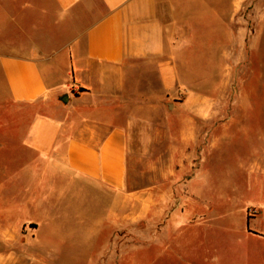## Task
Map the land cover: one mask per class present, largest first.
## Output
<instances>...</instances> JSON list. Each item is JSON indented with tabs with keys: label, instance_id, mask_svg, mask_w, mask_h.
<instances>
[{
	"label": "crops",
	"instance_id": "obj_1",
	"mask_svg": "<svg viewBox=\"0 0 264 264\" xmlns=\"http://www.w3.org/2000/svg\"><path fill=\"white\" fill-rule=\"evenodd\" d=\"M178 1L52 0L48 30L31 38L23 26L17 39L0 40V127L7 128L0 142V241H8L0 264H63L79 242L92 255L81 262L100 264L94 254L104 224L135 218L125 208L129 81L136 71L152 73L160 92L150 86L135 94L170 97L185 112L200 96L186 91ZM14 127L21 130L12 133ZM185 127L191 144L196 122L186 119ZM256 144L264 148V140ZM256 144L246 166L247 201L233 217L222 208L214 227L186 228V264H238L239 254L253 252L252 264H264V151ZM226 202L218 197L216 209ZM111 257L109 249L102 253V264ZM122 257L115 264H126Z\"/></svg>",
	"mask_w": 264,
	"mask_h": 264
},
{
	"label": "rangeland",
	"instance_id": "obj_2",
	"mask_svg": "<svg viewBox=\"0 0 264 264\" xmlns=\"http://www.w3.org/2000/svg\"><path fill=\"white\" fill-rule=\"evenodd\" d=\"M178 2L177 32L186 36V91L201 97L185 112L174 108L170 97L135 94L159 86L152 73H134L127 96L132 128L125 208L135 218L104 224L103 239L95 244L101 248L94 254L96 263L102 264L109 249L111 264L118 253L126 264L135 259L137 264H186V228L214 227L222 208L233 217L247 201L246 166L254 145L264 140V0ZM53 7L52 0H0V40L17 39L23 26L31 38L43 26L48 30ZM3 88L0 73V111L6 105ZM199 108L204 116L194 112ZM186 119L196 122L191 144L185 142ZM6 135L7 128L0 127V142ZM200 183L206 184L202 192ZM218 197L227 202L216 209ZM102 209L96 206V214ZM7 242L0 241V248ZM76 249L63 256V264L89 259L80 242ZM257 259L255 252L239 254L238 264Z\"/></svg>",
	"mask_w": 264,
	"mask_h": 264
}]
</instances>
